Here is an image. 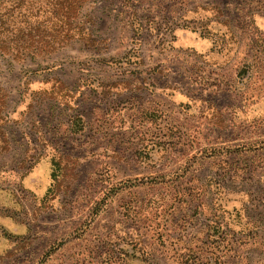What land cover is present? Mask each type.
Masks as SVG:
<instances>
[{
  "label": "rangeland",
  "instance_id": "rangeland-1",
  "mask_svg": "<svg viewBox=\"0 0 264 264\" xmlns=\"http://www.w3.org/2000/svg\"><path fill=\"white\" fill-rule=\"evenodd\" d=\"M79 15L52 53L0 33V264H264V0Z\"/></svg>",
  "mask_w": 264,
  "mask_h": 264
},
{
  "label": "trees",
  "instance_id": "trees-1",
  "mask_svg": "<svg viewBox=\"0 0 264 264\" xmlns=\"http://www.w3.org/2000/svg\"><path fill=\"white\" fill-rule=\"evenodd\" d=\"M88 0H0V33L4 51L16 50L17 57L27 53H52L74 38L91 40L89 30L80 22V10ZM13 34V40L9 39ZM15 43V45H11ZM181 240V239H180ZM173 250V251H172ZM174 264H195L194 253L168 250ZM147 260V259H146ZM149 264V261H146Z\"/></svg>",
  "mask_w": 264,
  "mask_h": 264
}]
</instances>
